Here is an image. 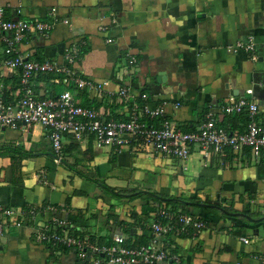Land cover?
Returning a JSON list of instances; mask_svg holds the SVG:
<instances>
[{
	"label": "crops",
	"instance_id": "1",
	"mask_svg": "<svg viewBox=\"0 0 264 264\" xmlns=\"http://www.w3.org/2000/svg\"><path fill=\"white\" fill-rule=\"evenodd\" d=\"M0 3L12 18L55 21L49 33L32 32L16 44L24 57L65 64L66 50L82 46L75 68L104 83V91L72 87V92L78 103L108 117L127 118L125 99L113 95L122 86L135 96L146 92L151 109L162 105L165 115L186 130L211 112L221 125L243 132L247 112H222L224 99L264 101V0ZM249 34L256 37V59L227 49ZM128 54L138 58L136 64L128 63ZM6 57L0 37V96L12 101L21 95V70L11 69ZM32 83L43 97L65 89L50 74L35 73ZM259 119L264 124V111ZM49 204L73 221L75 233L103 243L121 230L146 242L158 205L183 210L204 219L206 227L167 235L178 247L180 264H264V220L245 216H264V161L240 158L231 149L222 161L205 164L196 149L187 160L156 158L128 148L97 147L90 134H64L58 160L43 125L2 128L0 213L4 208L24 212L29 205L40 210L36 219L26 215L23 226L0 234V264H83L74 249L35 241L36 222L53 214L46 210Z\"/></svg>",
	"mask_w": 264,
	"mask_h": 264
},
{
	"label": "built area",
	"instance_id": "2",
	"mask_svg": "<svg viewBox=\"0 0 264 264\" xmlns=\"http://www.w3.org/2000/svg\"><path fill=\"white\" fill-rule=\"evenodd\" d=\"M54 23L53 20L9 17L0 3V37L5 44L7 64L11 69L21 70V95L12 101L0 96V130L43 125L50 130L52 148L58 160L61 158L64 134H72L75 138L90 134L97 147L128 148L156 158L187 160L196 149L205 164H210L212 159L222 161L227 150L231 149L240 158L264 161V124L259 119L264 111V101L235 95L224 99L222 112H247L249 118L243 132L221 125L218 117L211 112L195 128L183 129L165 115L162 105L151 109L146 101V92L135 96L128 86L120 87L116 94L111 93L125 99L127 118L108 117L98 109L78 103L72 87L94 90L99 94L104 91V83L81 74L75 68L82 54L81 45H73L66 50L65 64L28 59L16 47L32 32L49 33ZM100 29L107 30L108 27L101 26ZM227 49L248 52L256 59V37L249 34ZM137 61L134 54H128L129 64L134 65ZM35 73L50 74L65 89L57 96H41L32 83ZM247 92L252 94L253 90L248 89ZM176 104L180 105L179 102ZM47 209L53 214L47 220L36 222L33 231L35 241L52 248L74 249L83 264H180L178 247L167 239V235L171 232L181 234L190 229L198 233L206 227V221L193 213L158 205L157 217L151 224L146 242H136L132 235L121 230L114 233L110 241L103 243L97 237L75 233L73 221L57 215L55 204H49ZM39 210L32 205L24 212L17 208H4L0 213V234L6 233L11 226H23L26 215L36 219ZM243 240L249 242L248 238L243 237ZM234 264L243 262L237 260Z\"/></svg>",
	"mask_w": 264,
	"mask_h": 264
},
{
	"label": "water",
	"instance_id": "3",
	"mask_svg": "<svg viewBox=\"0 0 264 264\" xmlns=\"http://www.w3.org/2000/svg\"><path fill=\"white\" fill-rule=\"evenodd\" d=\"M245 216L247 217V218H249L251 221H253V222H258V221H261V220H264V216H262V217H260V218H253V217H251V216H249V215H246L245 214Z\"/></svg>",
	"mask_w": 264,
	"mask_h": 264
},
{
	"label": "trees",
	"instance_id": "4",
	"mask_svg": "<svg viewBox=\"0 0 264 264\" xmlns=\"http://www.w3.org/2000/svg\"><path fill=\"white\" fill-rule=\"evenodd\" d=\"M249 118V117H248Z\"/></svg>",
	"mask_w": 264,
	"mask_h": 264
}]
</instances>
